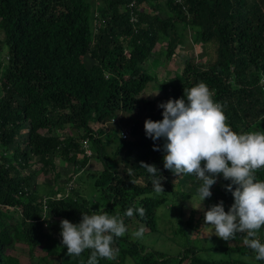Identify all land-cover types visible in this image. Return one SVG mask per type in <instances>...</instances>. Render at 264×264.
<instances>
[{
	"label": "trees",
	"instance_id": "trees-1",
	"mask_svg": "<svg viewBox=\"0 0 264 264\" xmlns=\"http://www.w3.org/2000/svg\"><path fill=\"white\" fill-rule=\"evenodd\" d=\"M102 1L95 8L91 0H0V264H21L12 253L18 242L46 252L31 264H86L91 250L67 255L50 222L78 223L89 209L118 212L127 227L115 238L113 257L98 264H126L128 258L137 264H264L242 243L244 233L226 245L190 244L175 255L152 246L148 251L145 237L160 231L157 210L179 193L177 183L183 189L175 201L197 193L194 176L164 168L165 141L147 137L144 128L146 118H163L160 102L203 81L234 130H264V0H165L167 16L160 0ZM182 25L213 43L214 51L207 61L185 58L182 72L162 83L163 94L147 98L143 92L155 76L146 63L160 42L169 58L175 56L185 36ZM59 158L76 166L69 182L60 180ZM93 159L101 163L95 176L88 167ZM142 163L160 169L164 191L153 190ZM43 170L53 172L56 183L44 198L34 186ZM79 174L91 175L89 196ZM256 178L264 179V168ZM217 180L227 211L234 202L224 187L230 180L222 174ZM14 206H21V218L9 212ZM129 206H142L144 216H124ZM194 214L186 222L191 228L197 226ZM135 222L150 231L134 237ZM180 222L179 233L187 235ZM258 233L264 240V227ZM205 249L225 257L200 255Z\"/></svg>",
	"mask_w": 264,
	"mask_h": 264
},
{
	"label": "clouds",
	"instance_id": "clouds-1",
	"mask_svg": "<svg viewBox=\"0 0 264 264\" xmlns=\"http://www.w3.org/2000/svg\"><path fill=\"white\" fill-rule=\"evenodd\" d=\"M158 106L163 109V118H146L144 128L146 136L154 141L164 139V168L177 176L195 177L199 203L194 204L191 198L194 208H201L202 202L212 196V186L221 174L230 180L224 187L232 193L234 202L227 211L223 200L204 209V223L226 241L244 233V244L252 250L254 259L264 261V240L258 235L264 227V179L256 178V171L264 168V130H234L223 106L203 81L185 88L184 96L169 98ZM153 147L158 150L160 146ZM141 166L152 176L153 190L164 191L165 177L160 169L148 163ZM134 212L143 217L145 209L129 206L124 216L132 217ZM126 231L118 212L89 209L82 212L78 223L67 218L60 221L61 243L67 247V255L79 257L90 249L86 264H98L100 258L111 259L116 251L115 238ZM143 234V226L132 233L136 238Z\"/></svg>",
	"mask_w": 264,
	"mask_h": 264
},
{
	"label": "rangeland",
	"instance_id": "rangeland-1",
	"mask_svg": "<svg viewBox=\"0 0 264 264\" xmlns=\"http://www.w3.org/2000/svg\"><path fill=\"white\" fill-rule=\"evenodd\" d=\"M95 8L102 5V0H91ZM165 0H160V13L162 16H167V8L164 3ZM146 4V3H145ZM150 10V8H149ZM182 28L185 29V36L183 37L181 45L177 48L175 56L169 58L167 49H165L163 42L158 47L159 52L150 55L146 67L150 72L155 76V80L151 81L148 87L143 92V95L147 98H155L163 94L162 83L164 80L169 78H174L176 75L180 74L182 71L183 60L187 57H196L197 60L207 61L210 57L209 51L212 49L211 53L214 51L213 43H205L202 39L198 38V34L192 26L187 27V29L182 25ZM4 34L0 29V38L2 39ZM86 62L90 66L93 62V59L90 55H87ZM158 92V94L147 95L150 93ZM66 133V132H65ZM57 163L59 164V172L61 176V181L69 182V177L73 174L75 169V164L72 162L58 159ZM88 167L93 171V176L96 175V169L101 168V163L97 159H93L88 164ZM35 170L38 166L33 165L31 169ZM31 169H27L25 172H29ZM83 182V189L87 196L93 193L94 186L92 185L91 175L79 174ZM38 179L35 180L34 186L36 190L39 191V196L44 198L49 196L53 190L55 191L56 186L53 181L54 173L48 170H43L39 173ZM196 185V184H195ZM81 186V185H80ZM223 186V182L218 181L212 186V196L206 198L201 205V208H194L192 206L191 198L193 199L194 204L199 203V197L197 194L187 199V200H178L180 196V191L183 189L180 183H177V194H170L169 201L161 206L157 210V222L159 232L149 234L145 237V242L150 245L149 250H153L152 247L165 250L170 254H178L185 247L190 244L197 245L198 247L214 246V245H226L227 241L221 237L215 235L214 230L204 223V209L210 207L213 203L220 201L221 197L218 193V189ZM68 187H71L68 185ZM82 190V189H81ZM21 206H14L10 208L9 212L15 215L16 218H21L22 210ZM194 210V223L197 225L195 228H191L186 222L190 217V214ZM180 218L186 227L187 235L179 233L180 227ZM62 218L53 217L51 218V231L52 237L60 238V221ZM199 222V223H198ZM198 223V224H197ZM132 228L134 226L144 228V233L150 231L148 227L142 223L135 222L131 223ZM48 228V227H47ZM181 235V236H180ZM259 235V233H258ZM245 238V237H244ZM49 244H52V238L46 239ZM233 243V242H231ZM244 244V239H242ZM152 246V247H151ZM152 248V249H151ZM12 253L21 260V264H31L38 260L39 256L46 254L45 251H41L37 248L35 251H32L29 245L25 243H16L15 247L12 249ZM200 255L208 258H222L225 257V253L221 250H201ZM49 259L54 262H58L59 258L55 255H50ZM252 259V257H250ZM189 259H186L182 264H188ZM58 264V263H57ZM126 264H137L132 258H128Z\"/></svg>",
	"mask_w": 264,
	"mask_h": 264
},
{
	"label": "built area",
	"instance_id": "built-area-1",
	"mask_svg": "<svg viewBox=\"0 0 264 264\" xmlns=\"http://www.w3.org/2000/svg\"><path fill=\"white\" fill-rule=\"evenodd\" d=\"M125 132H126V134L128 133V131H127V130H126ZM85 146H88L87 142H85ZM87 150H88V151H90V149H89V148H87ZM59 195H60V194H59Z\"/></svg>",
	"mask_w": 264,
	"mask_h": 264
}]
</instances>
